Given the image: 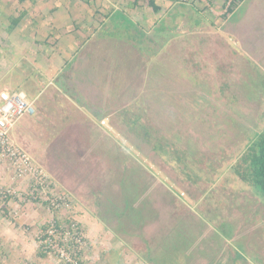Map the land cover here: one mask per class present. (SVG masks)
Segmentation results:
<instances>
[{"label": "rangeland", "instance_id": "1", "mask_svg": "<svg viewBox=\"0 0 264 264\" xmlns=\"http://www.w3.org/2000/svg\"><path fill=\"white\" fill-rule=\"evenodd\" d=\"M128 1L130 0H92L90 6L94 10L95 21L101 22L102 15L112 11L114 6L121 14ZM154 1L159 6L157 11L152 9L148 0H135L138 7L134 9L138 14L133 20L138 23L135 26L131 24V27L128 25L129 31L133 28L131 35L137 38L139 36L136 34L139 33L151 36L153 46L137 38L135 44L122 42L121 32L117 29L116 33L112 34H115L118 40L107 45L113 46V49L109 53L103 46L100 48V54L101 58L123 62L121 66L114 68L117 71L114 80L107 78V82L108 88L112 83L114 90L123 94L119 98L116 117L126 121L125 128L133 127L132 131L135 124L134 118L129 114V103L134 101V97H139V117L142 116L145 121L148 119L146 112L141 110L145 108V93L152 85L146 83L150 50L148 45L159 49L171 61L167 72L172 75L178 73V60L183 58L184 61H192L191 65L189 62L184 68L185 72L192 69L201 80L200 144L196 141L194 146H159L156 148L163 152L156 153L155 157H170L178 161L179 164L171 163V166L182 174L192 176L193 183L201 195L200 200L197 201L198 198L191 197L185 188L171 181L169 177L173 172L172 168L168 169V165L164 168L161 165L164 163L158 164L156 160L151 163V158L145 154L146 147H138L136 151L130 146L125 132L113 129L108 120L107 125L99 124L96 121L98 118H93L84 107L79 110L71 106L69 114L66 113L73 123L69 125L71 129L54 130L48 121V110L44 120L39 119L37 127L33 128L34 134L44 145L43 165H47L45 170H51V176L57 181L59 188L67 192L73 200L71 214L81 224L87 238L88 246L83 254H108L104 244L110 239L108 245L113 247L111 252L121 254L123 264L128 263L126 258H132L134 264H213L218 260L226 264L231 258L238 259L232 264H264V191L261 185H248L242 180L239 188L236 187L234 191L226 187L230 177V169H227L230 159L235 153L240 156L257 134L264 131V0H237L230 12L227 11V6H232V0ZM106 21L104 27L116 24V21ZM120 22L122 26L128 23L123 18ZM13 37L16 39V34ZM12 43L0 45V89L27 87L31 91L27 96L32 97L35 90H32L31 86L37 78L44 82L41 88L46 92L50 86L55 88L56 82L53 81L58 77L54 76L53 67L44 66V59H54L57 55V43L53 46L43 44L40 50H34L33 44L28 43L26 49H13ZM66 66L68 65L65 63L62 71L66 70ZM62 73L64 76L67 74L66 71ZM51 78L53 79L50 80ZM105 87L106 82L103 79L98 90L103 91ZM59 88L56 92H59ZM176 88V82H170V90L175 91ZM41 97L46 98L45 94ZM173 100L177 101H171ZM35 112L34 104V114ZM63 117L67 115L64 113ZM88 118L92 121L87 123ZM91 122L94 123L93 126ZM231 122L233 129L229 127L227 134L223 126ZM141 124L144 126V123ZM163 132L165 133L162 131L156 134ZM138 133L142 134L143 131ZM143 136L145 138V135ZM70 137L72 146L67 147L64 142L71 141ZM82 137L100 140L99 145H89L86 140L81 139ZM152 142L156 144L157 140L153 139ZM39 153L40 156L43 155L41 149ZM216 155L222 156L218 162ZM151 187L157 193L154 198L171 206L168 218L185 222L179 229L187 234L184 237L186 242L183 243L181 239L177 242L178 245L171 243L169 254L138 253L135 259L130 254L133 251L130 240L140 232L139 238L146 240L148 234L146 235L145 227L137 226L135 220L140 219H135L136 214L130 211L132 194L136 196L141 190ZM246 187L248 191L242 192ZM71 190L86 195L91 193L92 197L89 198L97 204L96 208L80 211L79 208L84 203L74 196ZM235 191L242 192V196L234 195ZM9 200H12L15 206L3 209L1 204L4 198L0 197L1 221L13 223L17 211L23 208L21 206L38 207L33 200L10 197ZM144 203L146 204V201ZM213 204L221 210L218 215L208 210ZM40 207L43 208L41 205ZM42 208L40 211L43 214L45 210ZM85 212L91 215L94 212L96 217L104 219L106 231L93 230L94 235L90 239L86 235L88 225L82 224L79 218ZM142 213L139 216L141 220L152 219L154 216V211ZM46 214L49 215L48 212ZM242 214H246L245 219ZM256 221H259L261 226H257ZM231 229L234 232H230ZM26 230H29V226H26ZM153 234H149L150 240L155 238ZM107 235L108 238H105ZM194 235L198 240L207 242H188L193 240ZM248 240L256 242V255L250 251ZM217 243L224 251L227 250L228 254H218L219 251L205 254ZM181 247L186 249V253L177 251ZM111 252L109 254H113ZM126 252L127 257L123 255ZM8 262L15 264L9 260Z\"/></svg>", "mask_w": 264, "mask_h": 264}, {"label": "crops", "instance_id": "2", "mask_svg": "<svg viewBox=\"0 0 264 264\" xmlns=\"http://www.w3.org/2000/svg\"><path fill=\"white\" fill-rule=\"evenodd\" d=\"M91 1L92 0H0V20H2L0 22V45L13 42V49H26L28 48V46H26L28 43L30 45L33 44L34 50H40L43 44L53 46L54 43H57L55 47L57 55L54 56V59L52 61L44 59V66L48 68L50 66L53 67L54 76L58 77L56 81H53L56 82L55 88L50 86L49 91L46 92L44 88H41L44 82L38 78L34 80L33 84L36 86L32 85L31 88L35 91H33L32 97H29L35 104L36 114L28 113L19 118L12 130L13 140L23 147L38 164L46 169L47 165H43L45 163L44 145L42 144V140L34 134L33 128L37 127L39 119L44 120L43 117L47 114L46 111L48 110L50 113L48 121L50 125L52 124L54 130L58 131L60 129L62 131L67 128L71 129L70 126L73 123L68 117V111L71 106L79 110L84 107L93 118H98L96 121L99 124L107 125L106 121L108 120V124L112 126L113 129L125 132L130 146L135 148L136 151L138 147H146L145 154H147L146 157L148 156L151 158V163L154 162L153 160H156L158 164L164 163L161 164L164 168H166L167 165L169 166L168 169L172 168L173 172L169 177L171 181L185 188L191 197L198 198L197 201H199L201 195L196 189V184L193 183L192 176L182 174L171 166V163L179 164L178 161L170 157H155L157 156L156 153L159 154L163 152L161 149L156 148L159 146L160 148H166L171 146V144L194 146L196 141L200 144L199 132L201 130V118L199 116L201 112V80L199 76L192 72V69H190L189 72H185L184 68L189 62L191 65L192 61L189 59L184 61L183 58L178 60V73L172 75L167 72V69L171 66V61L167 59L159 49L151 47L153 46L151 36L147 37L146 34L139 33L136 34L139 36V38H137L131 35L133 28L129 31L128 25L131 27L138 23L137 20V22L133 20V17L138 14L134 9L138 7L135 0L128 1L126 8L121 10V14L119 13L120 11L116 9V6H114V8L111 9L112 11L105 12L102 15L101 22H96L94 19L95 14L90 6ZM120 17L128 22L125 26H122V22H120L122 18L120 19ZM15 18H18L19 21L13 25L12 20ZM116 18L118 20H113ZM106 19L112 22L116 21V24L111 27H104V25L107 24ZM117 29L121 32L120 36L122 37V42H131L135 44L137 39H139L152 44L151 46L148 45L150 50H148L149 61L146 71V83L152 85L145 93V108H141L142 112H146L145 114L148 115V119L145 121L142 116L139 117V97H134V101L129 103V114L134 118L135 124L133 131V127L130 129L125 128V120L116 117L118 114L119 98L122 97L123 94L121 92H116L112 87V83L108 88L109 83L107 82V78L114 80L117 75V71L114 70V68L121 66L123 62L117 59L101 58L100 54L102 52L100 48L103 46L109 53L113 49V46L107 45L118 40L115 38L117 36L112 34L116 33ZM15 34L17 36L16 39L13 37ZM111 38L115 39L113 41H108V39ZM65 63L68 65L66 66V70H64L67 73L65 74L66 77L62 73L64 72L62 70L65 68ZM194 63L195 60L193 64ZM163 67L164 69H162ZM52 79L53 78L50 80ZM103 79L106 82V87L105 90L99 91L98 87L102 84ZM173 81L177 84L175 91L170 90V82ZM58 87L61 89L59 88V92H56ZM10 88L23 90L26 94L31 93L27 87L25 89L28 91L19 86L18 88ZM43 94L46 96L44 99L41 97ZM171 98L177 101H171ZM197 98L198 101H196ZM64 113L67 117L62 118ZM171 116L177 117L173 118ZM90 120V118H88V120L86 119L87 123ZM97 122L95 123L97 127L100 128ZM141 123H144V126ZM229 124L230 123H226L225 126H223L227 134L229 127L233 129V122ZM91 125L93 126L94 123L91 122ZM141 131H143L142 134L138 133ZM162 131H165V133L156 134V132ZM170 131L172 133H170ZM140 134L142 137L139 136ZM143 135H145V138ZM81 139L86 140L88 144L92 146H97L100 142V140H94L90 137H82ZM153 139L157 140L156 144L152 142ZM70 140L71 141L66 140V142H64L67 147L72 146L71 137ZM152 148L154 149L152 150ZM39 149H41V153L43 151V155L41 156ZM170 154L171 153L168 155L170 156ZM238 156L239 155L235 153L232 159H230L227 167V169H230V177L226 187L232 191H234L236 187L239 188V183L241 182V179L236 175L233 168V164ZM215 157L218 158L216 162L222 158L221 155H216ZM49 170L47 171L52 175L51 170ZM9 179H11L9 169L5 165L0 164V184L8 182ZM72 191L73 190L70 192L84 203L81 205V208H79L81 209L80 211H84L86 208L89 210H92L94 207L96 208L97 204L89 198L92 197L91 193L86 195L77 191ZM155 191L156 190L151 187L141 190L136 196L134 193L132 194L133 202L131 203L130 211L136 214L135 219H140L135 220L137 226L142 228L145 227L146 235L148 234L146 240L139 238L138 235L141 234V232L139 234L136 233L137 235L130 240L133 250L130 254L131 256L133 255L135 259H137L138 253L146 254L147 252H151V254H169L170 251L168 250L172 247H169L171 243L178 245L177 242H180L181 239L183 243L186 242L184 237L187 234L184 230L179 229L185 222L176 219L170 220L168 218L171 206L159 202L158 198H154L153 196L157 194ZM243 191L247 192L248 187L243 188L242 192ZM242 192L235 191L233 194L242 196ZM145 201L146 204L144 203ZM35 204L38 205V207L21 206V208H23L17 211V217L12 221L13 223L0 220V246L7 261L9 260L15 264H54V262H56L55 258L40 253L37 250L34 232L38 224L44 220V216H47V214L46 210L40 207L41 204L36 202ZM12 205L15 206L12 200H4L1 204L3 209H7V207ZM41 208L45 210L43 214ZM208 210L214 212L216 215L221 211L216 204L211 205ZM141 211H154V216L152 219L141 220V217H139L143 214ZM165 214H167V218H165ZM41 215L44 216L41 217ZM92 215L85 212L79 217L82 220V224L85 223L88 225V234L86 233V235H88L90 239L94 235V233L92 234L93 230L101 231L106 227L103 223L104 219L96 217L94 212ZM244 215L246 214H242V217L245 219ZM175 216L176 214L174 217ZM256 225L261 226V223L256 221ZM26 226H29V230H26ZM231 230L230 232H234L233 229ZM104 231H106V229ZM149 234H153L155 238L150 240L148 238ZM101 235L102 234H99V236ZM104 236H106L105 232ZM205 237L206 236H204V239ZM105 238H108V235ZM93 240L94 239H92V241ZM108 240L107 244H104L108 249V254H85V259L88 260V264H123L121 262V254H114L111 252L113 247L108 245L110 239ZM205 241L207 242V240H198L195 235L193 240H188V242L194 244ZM247 244L250 251L256 254L255 251L257 252L258 247L256 242L248 240ZM190 249L189 246V250ZM195 249H197V247ZM177 251L186 253L184 247L177 249ZM110 252L113 254H109ZM213 252L228 254L227 250L224 251L223 248H220L218 243L205 254H213ZM92 255H96V257L94 258ZM123 255L127 257L128 253L126 252ZM218 259L220 258L218 257ZM127 260V264H134L131 261L132 258H126L125 261ZM213 264L222 263L218 260L217 262L214 261Z\"/></svg>", "mask_w": 264, "mask_h": 264}, {"label": "built area", "instance_id": "3", "mask_svg": "<svg viewBox=\"0 0 264 264\" xmlns=\"http://www.w3.org/2000/svg\"><path fill=\"white\" fill-rule=\"evenodd\" d=\"M28 113H34V103L23 90L0 89V164L9 169L11 177L0 184V197L33 200L49 213L34 233L39 252L54 257L55 264H88L83 254L87 238L71 214L70 195L12 138L15 124ZM0 264H12L1 246Z\"/></svg>", "mask_w": 264, "mask_h": 264}, {"label": "trees", "instance_id": "4", "mask_svg": "<svg viewBox=\"0 0 264 264\" xmlns=\"http://www.w3.org/2000/svg\"><path fill=\"white\" fill-rule=\"evenodd\" d=\"M236 1L237 0L231 1L232 6H227V11H232V7L236 4ZM148 3L154 11L159 9V6L154 0H148ZM12 21L14 25L19 19L15 18ZM233 168L236 175L246 184L252 186L261 185L260 187H262L264 191V131L259 132L251 141L250 145L234 162ZM4 200L8 201L9 197H5ZM234 260L231 258L230 262L226 264H232L233 261V263H236L238 259Z\"/></svg>", "mask_w": 264, "mask_h": 264}]
</instances>
